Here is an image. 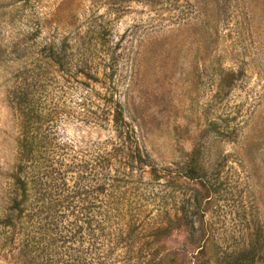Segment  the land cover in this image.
<instances>
[{
    "label": "rangeland",
    "instance_id": "rangeland-1",
    "mask_svg": "<svg viewBox=\"0 0 264 264\" xmlns=\"http://www.w3.org/2000/svg\"><path fill=\"white\" fill-rule=\"evenodd\" d=\"M22 88L32 110L53 113L56 140L89 153L118 141V102L146 163L116 188L158 256L264 264V0H0V206L20 137L9 94ZM193 145L197 175L167 178ZM166 179L176 206L191 198V235ZM7 250L0 264H23Z\"/></svg>",
    "mask_w": 264,
    "mask_h": 264
},
{
    "label": "trees",
    "instance_id": "trees-1",
    "mask_svg": "<svg viewBox=\"0 0 264 264\" xmlns=\"http://www.w3.org/2000/svg\"><path fill=\"white\" fill-rule=\"evenodd\" d=\"M47 56L61 65L60 58ZM29 93L22 88L12 89L9 94L15 115L20 118V137L10 176L12 188L0 206V247L16 252L23 264H176L175 258H166L167 254L157 255L152 249L153 237L140 240L139 234L145 228L140 214L135 212L138 208L124 204L126 192L117 191L118 184L130 181L134 166L146 163L118 102L110 118L118 141H100L89 153L75 149L70 142L56 140L49 123L53 113L32 110ZM213 132L220 133L214 128ZM221 135L228 138L230 133ZM198 153L199 148L193 145L184 169L171 170L167 178L196 176ZM113 163L117 168L112 175ZM152 171L156 170L150 166V175ZM167 182L166 179L159 184L164 196L170 197L176 207L174 212L171 206V215L177 220L176 212L182 214V225L191 235V198L176 206ZM165 217L168 226L175 228L177 224L166 210ZM162 228L156 225L152 233ZM198 247L202 253V247ZM191 259H195V253L187 257L188 262Z\"/></svg>",
    "mask_w": 264,
    "mask_h": 264
}]
</instances>
